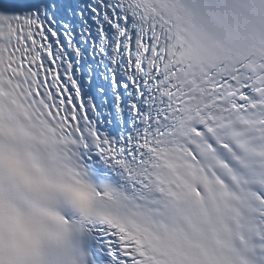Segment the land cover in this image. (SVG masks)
Wrapping results in <instances>:
<instances>
[{
	"label": "snow or ice",
	"instance_id": "snow-or-ice-1",
	"mask_svg": "<svg viewBox=\"0 0 264 264\" xmlns=\"http://www.w3.org/2000/svg\"><path fill=\"white\" fill-rule=\"evenodd\" d=\"M0 264H264V0H0Z\"/></svg>",
	"mask_w": 264,
	"mask_h": 264
}]
</instances>
